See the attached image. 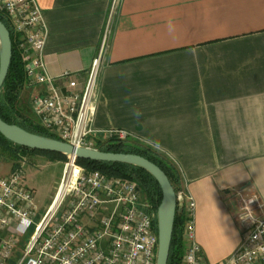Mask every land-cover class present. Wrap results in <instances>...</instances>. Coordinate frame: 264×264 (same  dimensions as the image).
<instances>
[{
    "label": "crops",
    "instance_id": "1",
    "mask_svg": "<svg viewBox=\"0 0 264 264\" xmlns=\"http://www.w3.org/2000/svg\"><path fill=\"white\" fill-rule=\"evenodd\" d=\"M36 1L55 85L66 93L69 73L82 90L100 60L94 131H127L176 165L202 256L224 264L247 228L241 199L264 217V0Z\"/></svg>",
    "mask_w": 264,
    "mask_h": 264
},
{
    "label": "built area",
    "instance_id": "2",
    "mask_svg": "<svg viewBox=\"0 0 264 264\" xmlns=\"http://www.w3.org/2000/svg\"><path fill=\"white\" fill-rule=\"evenodd\" d=\"M0 14L18 40L29 86L43 90L32 95L30 108L45 130L62 142L95 150L98 139L126 142L132 138L124 130L100 137L93 129L100 60L94 61L80 91L77 81L65 73L67 91L63 93L48 73L47 28L37 1L0 0ZM26 163L22 158L10 174L0 175V264L14 260L16 264H156L155 214L135 182L88 173L68 157L55 200L42 214L27 182ZM176 196L177 207L187 219L181 264H207L196 239L195 201L185 188ZM262 213L258 197L241 199L240 219L247 228L241 246L224 264H264Z\"/></svg>",
    "mask_w": 264,
    "mask_h": 264
},
{
    "label": "trees",
    "instance_id": "3",
    "mask_svg": "<svg viewBox=\"0 0 264 264\" xmlns=\"http://www.w3.org/2000/svg\"><path fill=\"white\" fill-rule=\"evenodd\" d=\"M0 21L10 31L13 45V55L9 73L0 90V117L7 124L19 126L32 134L59 140L58 137L45 130L33 114L29 115L26 113V107L21 102V97L23 91L29 86V81L25 73V66L22 61L21 53L17 47L18 40L8 20L2 14H0ZM96 149L102 152L135 154L144 157L157 165L167 175L176 193L181 189V176L176 165L164 155L143 145L134 138H130L126 142H120L116 138L98 139ZM0 150L13 160V168L17 164V160L24 157L45 156L52 161H68V157L64 155L40 152L17 146L5 139L1 134ZM77 164L83 167L88 173L100 172L109 177L129 179L135 182L141 193L142 200L149 205V211L155 214V224L157 227V212L162 202V190L157 181L149 173L138 167L125 164L86 160H77ZM186 220L185 213L180 211L179 207H177L168 264L182 263L186 248L183 239ZM11 264H16V260Z\"/></svg>",
    "mask_w": 264,
    "mask_h": 264
},
{
    "label": "water",
    "instance_id": "4",
    "mask_svg": "<svg viewBox=\"0 0 264 264\" xmlns=\"http://www.w3.org/2000/svg\"><path fill=\"white\" fill-rule=\"evenodd\" d=\"M12 55L10 31L0 21V90L8 76ZM0 134L11 143L30 150L60 154L75 160L131 165L149 173L162 190V202L157 212L159 246L156 264H168L177 211V196L169 178L157 165L135 154L79 148L60 140L32 134L19 126L7 124L1 117Z\"/></svg>",
    "mask_w": 264,
    "mask_h": 264
},
{
    "label": "rangeland",
    "instance_id": "5",
    "mask_svg": "<svg viewBox=\"0 0 264 264\" xmlns=\"http://www.w3.org/2000/svg\"><path fill=\"white\" fill-rule=\"evenodd\" d=\"M31 99V93H29L28 90H24L21 102L26 107V113L29 115H32L30 110ZM24 158L27 159L25 165L27 182L29 186L34 189L37 204L41 209V213L44 214L55 200L67 162L52 161L45 156ZM18 162L19 160H17V163ZM13 164V160L0 150V174L8 169H13Z\"/></svg>",
    "mask_w": 264,
    "mask_h": 264
},
{
    "label": "bare ground",
    "instance_id": "6",
    "mask_svg": "<svg viewBox=\"0 0 264 264\" xmlns=\"http://www.w3.org/2000/svg\"><path fill=\"white\" fill-rule=\"evenodd\" d=\"M54 209V208H53Z\"/></svg>",
    "mask_w": 264,
    "mask_h": 264
}]
</instances>
